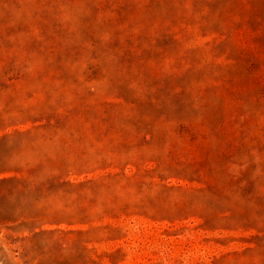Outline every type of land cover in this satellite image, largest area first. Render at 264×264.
<instances>
[{"label":"rangeland","instance_id":"1","mask_svg":"<svg viewBox=\"0 0 264 264\" xmlns=\"http://www.w3.org/2000/svg\"><path fill=\"white\" fill-rule=\"evenodd\" d=\"M0 264H264V0H0Z\"/></svg>","mask_w":264,"mask_h":264}]
</instances>
